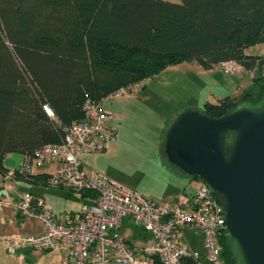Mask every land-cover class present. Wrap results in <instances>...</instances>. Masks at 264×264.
I'll list each match as a JSON object with an SVG mask.
<instances>
[{
	"label": "trees",
	"instance_id": "16d2710c",
	"mask_svg": "<svg viewBox=\"0 0 264 264\" xmlns=\"http://www.w3.org/2000/svg\"><path fill=\"white\" fill-rule=\"evenodd\" d=\"M261 42L264 0H0V172L8 169V153L32 157L61 141L64 127L87 117V99L183 60L209 68L235 59L246 69L264 68V55L244 50ZM253 79L256 94L206 100L199 113L217 117L242 100L257 102L264 76ZM48 175L23 178L46 183ZM220 246L225 264H234L224 236Z\"/></svg>",
	"mask_w": 264,
	"mask_h": 264
},
{
	"label": "built area",
	"instance_id": "2783aa9c",
	"mask_svg": "<svg viewBox=\"0 0 264 264\" xmlns=\"http://www.w3.org/2000/svg\"><path fill=\"white\" fill-rule=\"evenodd\" d=\"M217 65L228 74H237L240 68L235 59L222 60ZM138 83L121 86L100 99H87L83 105L87 117L64 127L61 141L42 145L32 157L26 156L17 167L5 171L7 180L31 175L46 159L52 158L56 166L47 176L46 185L93 193L77 210L55 213L41 196L29 190L21 192L16 202L18 212L40 220L44 229L5 237L7 252L17 254L24 247L36 251L61 250L62 264H156V260L160 264H184L186 258H191L194 264H225L220 246V238L226 231L225 215L212 188L202 178L198 177L190 202L163 203L103 171L88 169L80 158L81 153L106 150L116 138L111 123L113 113L105 108L103 100L123 95ZM42 107L57 121L47 103ZM0 201L9 204L11 198L3 196ZM124 217L150 231L153 238L135 245L114 234L112 230ZM188 227L200 233L204 253L187 240Z\"/></svg>",
	"mask_w": 264,
	"mask_h": 264
},
{
	"label": "water",
	"instance_id": "95a60500",
	"mask_svg": "<svg viewBox=\"0 0 264 264\" xmlns=\"http://www.w3.org/2000/svg\"><path fill=\"white\" fill-rule=\"evenodd\" d=\"M164 151L217 193L234 264H264V95L217 117L183 111L167 131Z\"/></svg>",
	"mask_w": 264,
	"mask_h": 264
},
{
	"label": "rangeland",
	"instance_id": "374dc122",
	"mask_svg": "<svg viewBox=\"0 0 264 264\" xmlns=\"http://www.w3.org/2000/svg\"><path fill=\"white\" fill-rule=\"evenodd\" d=\"M244 50L264 55V43L249 45ZM215 67L218 68L207 69L196 60H183L169 64L153 76L139 81L138 85L123 95L106 97L103 104L113 113L111 123L117 135L108 151L106 149L82 155L89 164L86 166L93 168L96 163L99 170L111 172L122 182L125 180L127 185L135 187L140 185L159 189L168 179L176 184L175 176L165 168V163H168L163 146L166 126L174 122L172 119L176 117V112L190 103L198 102L202 105L206 100L214 101L213 96L225 85L232 90L236 74H228L219 66ZM239 71L244 74L243 82L252 92H256L259 84L252 81L250 71L243 67ZM251 71L253 76H264V68L258 65ZM10 154L13 158L9 166L17 167L20 164L17 158L20 160L22 154ZM161 155L165 163L161 161ZM50 187L78 194V191L70 188ZM186 235L191 245L204 253L200 233L186 228Z\"/></svg>",
	"mask_w": 264,
	"mask_h": 264
},
{
	"label": "crops",
	"instance_id": "0c3cea01",
	"mask_svg": "<svg viewBox=\"0 0 264 264\" xmlns=\"http://www.w3.org/2000/svg\"><path fill=\"white\" fill-rule=\"evenodd\" d=\"M215 66L209 67L207 69L218 68ZM241 67L243 66L240 65V68ZM247 70L250 71L249 76H251L252 81L255 83V80L253 79L252 71L250 69ZM236 76L237 77L232 86V90L229 89L230 86L229 87H226V85L223 86L222 90H219L216 96L215 95L213 96L215 100L225 94H231L236 97H240L244 92H249L252 94H256L258 92L259 88L256 92H252L248 88L247 84L243 82L242 80V78L244 77L243 73L238 71ZM201 106L202 105L198 104V102L190 103L182 110L176 112V117L172 119V122L175 121L183 111L189 109L198 111L201 108ZM170 125L167 126V129L165 130L166 131L165 134L167 133V130L169 129ZM114 141L115 140H113L110 143L109 147L107 148V151L110 148H112V143ZM163 146H164V141H163ZM84 154L85 153H81L80 158L83 161L84 165L86 166L89 164L85 162L86 159H84L82 156ZM164 156L168 163H165L164 159L162 158V155H161L162 158L161 161L166 164L165 168L167 172L175 176L176 184H172L171 179H168L165 180L166 183L162 185L161 188L159 187V189L145 188L140 185L139 187H135L129 184L128 185L133 188H136L137 190L141 191L147 196L159 199L163 203L180 202L182 200H186L190 202L193 198L195 188L198 184V178L189 176V174L183 171L180 167L171 163L168 160L165 153ZM11 158H13V155H11L10 153H8L5 156L3 164L6 168L14 167V165L9 166ZM24 158L25 156L22 154V158H20V160H18L17 158V161L21 163ZM55 166H56V162L54 161V159L52 158L46 159L42 165L37 167L36 174L37 173L49 174L55 169ZM99 168L100 167L98 166V164L95 163L93 164V168L90 167L88 169L99 170ZM109 173L107 174L121 180L115 174H111V172ZM26 190L31 191L33 194L37 196H41L45 201L50 203L55 213L73 212L78 208H80V206L85 201L90 199L91 196L83 197L81 196L80 192L76 194L74 192L67 190H54L40 180L33 182L20 176H15L12 179L7 180L4 178L3 173L0 172V199L3 196H9L11 198V203L9 204H4L0 201V264H62L64 253L61 250L36 251L30 247H24L19 249L17 254H11L6 250L5 240H4L5 237L12 234L39 233L42 232L44 229L43 224L40 220L36 218L24 217L17 210L16 202L19 199L20 193ZM112 232L118 235L119 237L123 238L128 243L135 245H142L153 238L152 233L150 231L142 228L141 226L135 225L130 217H124L121 223L119 224V226L113 229ZM20 254L22 256H19Z\"/></svg>",
	"mask_w": 264,
	"mask_h": 264
}]
</instances>
